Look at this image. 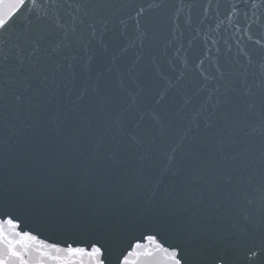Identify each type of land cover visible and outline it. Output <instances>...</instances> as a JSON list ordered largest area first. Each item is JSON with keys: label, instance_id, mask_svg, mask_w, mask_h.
<instances>
[{"label": "water", "instance_id": "95a60500", "mask_svg": "<svg viewBox=\"0 0 264 264\" xmlns=\"http://www.w3.org/2000/svg\"><path fill=\"white\" fill-rule=\"evenodd\" d=\"M0 19V261L171 264L180 244L258 264L264 0H0Z\"/></svg>", "mask_w": 264, "mask_h": 264}, {"label": "snow or ice", "instance_id": "6c2138e0", "mask_svg": "<svg viewBox=\"0 0 264 264\" xmlns=\"http://www.w3.org/2000/svg\"><path fill=\"white\" fill-rule=\"evenodd\" d=\"M19 3L21 6H23L24 4V0H19ZM6 25V21L0 19V28L5 27ZM0 211H3L2 208H0ZM7 223L11 224L12 221L8 220ZM150 240L152 239L151 237L149 238ZM104 246L103 245H92V251L91 253H86L85 249L83 248H76V249H68V252L71 255H90L92 257H94V264H104L103 259H101V257H103L104 253L102 252V248ZM159 247V246H158ZM173 251L172 252H168L167 248H164L163 251L165 253H167L171 264H187V253L184 250V248L180 245V244H176L173 245ZM9 254L10 255H17V253H15L12 249H9ZM264 255V249H261L259 251L253 250L252 251V255L249 257V260H256L258 261V264H264V259L261 258V256ZM220 260H222L223 258L220 257ZM0 264H7V261H0ZM124 264H128V261L125 260Z\"/></svg>", "mask_w": 264, "mask_h": 264}]
</instances>
